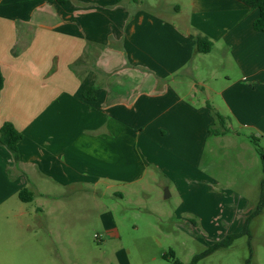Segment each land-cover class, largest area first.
<instances>
[{
  "label": "crops",
  "instance_id": "crops-1",
  "mask_svg": "<svg viewBox=\"0 0 264 264\" xmlns=\"http://www.w3.org/2000/svg\"><path fill=\"white\" fill-rule=\"evenodd\" d=\"M259 15L237 0H0V129L10 122L23 135L19 163L0 144V209L34 204L16 213L37 235L26 214L66 227L73 208L134 204L138 187L169 198L221 187L200 170L204 156L243 129L264 132ZM199 36L210 53L197 50ZM209 104L230 132H210ZM101 224L119 236L115 221Z\"/></svg>",
  "mask_w": 264,
  "mask_h": 264
},
{
  "label": "rangeland",
  "instance_id": "rangeland-1",
  "mask_svg": "<svg viewBox=\"0 0 264 264\" xmlns=\"http://www.w3.org/2000/svg\"><path fill=\"white\" fill-rule=\"evenodd\" d=\"M239 133V138L230 136L234 141L227 148L216 145L213 154L204 156L200 170L223 184L214 190L190 193L186 189L182 198H166L167 189L143 193L138 187L134 204L106 198L108 208L97 209L91 201L73 208L66 227L50 226L49 218L40 213L37 218L26 214V224L42 225L35 229L40 230L37 235L20 225L16 213L31 211L34 204L17 210L9 204L0 209V264H171L172 258H164L171 251L182 264L204 254L197 264H264V209L251 220L249 234L209 252L215 244L243 232L245 208L256 207L261 196L258 183L264 179V159L258 150L264 155V132L243 129ZM251 138L258 141V154ZM239 153L242 163L235 158ZM106 211L112 217L105 214L100 220L99 214ZM103 220L113 225L115 221L119 236L107 233Z\"/></svg>",
  "mask_w": 264,
  "mask_h": 264
},
{
  "label": "trees",
  "instance_id": "trees-1",
  "mask_svg": "<svg viewBox=\"0 0 264 264\" xmlns=\"http://www.w3.org/2000/svg\"><path fill=\"white\" fill-rule=\"evenodd\" d=\"M237 1L255 10H259L260 15L254 22V28L258 32H264V0H237ZM57 3L63 5L67 3V0H57ZM196 45H197V50L202 54L210 53L213 47L212 42H210L207 38L201 36L197 37ZM3 87H4V77L0 68V92L3 89ZM94 91L95 89L87 90L86 96L88 95V93H94ZM209 108L212 110L216 119V128L211 129L210 132L218 136L230 132V129L228 128L229 118L224 117L223 115L215 112L214 109L210 106V104H209ZM22 139H23V135L10 122L4 123V125L0 129V144L5 146L13 154L16 163L20 162L19 144L22 141ZM251 141L253 142L254 145L258 146L257 139L251 138ZM258 151L261 157L264 159L263 153L260 150ZM34 197L35 195L32 192H30L28 189H22L19 193V198L24 203L33 202ZM263 209H264V180L262 182V192H261V199L259 205L256 211L247 219L243 232L230 236V239L226 241L224 244L222 243L215 244L214 246L211 247L209 252H213L221 248L225 244H231L235 239L241 237L242 235L249 234V224L251 220L253 219V217L259 215L263 211ZM206 255L207 254H204L202 256L197 255L193 259L191 264H197V262ZM169 257L173 259L171 264H182L180 260L176 259L175 253L173 251H171L169 254L164 256L165 259H169Z\"/></svg>",
  "mask_w": 264,
  "mask_h": 264
},
{
  "label": "water",
  "instance_id": "water-1",
  "mask_svg": "<svg viewBox=\"0 0 264 264\" xmlns=\"http://www.w3.org/2000/svg\"><path fill=\"white\" fill-rule=\"evenodd\" d=\"M170 194H169V191L168 189L166 190V198H169Z\"/></svg>",
  "mask_w": 264,
  "mask_h": 264
}]
</instances>
